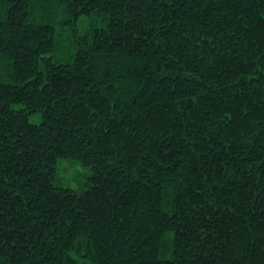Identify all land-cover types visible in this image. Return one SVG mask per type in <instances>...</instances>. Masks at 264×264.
I'll use <instances>...</instances> for the list:
<instances>
[{"label": "trees", "instance_id": "obj_1", "mask_svg": "<svg viewBox=\"0 0 264 264\" xmlns=\"http://www.w3.org/2000/svg\"><path fill=\"white\" fill-rule=\"evenodd\" d=\"M0 264H264V0H0Z\"/></svg>", "mask_w": 264, "mask_h": 264}, {"label": "rangeland", "instance_id": "obj_2", "mask_svg": "<svg viewBox=\"0 0 264 264\" xmlns=\"http://www.w3.org/2000/svg\"><path fill=\"white\" fill-rule=\"evenodd\" d=\"M86 15L80 16L77 19L78 32L81 33L87 24ZM64 27V25H63ZM14 107H21L20 104H14ZM30 122L38 123L41 120L40 112L32 113L29 117ZM90 173V167L84 165L79 160L74 158L59 157L56 163L54 183L58 186L69 187L74 190H81L84 187L86 177Z\"/></svg>", "mask_w": 264, "mask_h": 264}]
</instances>
